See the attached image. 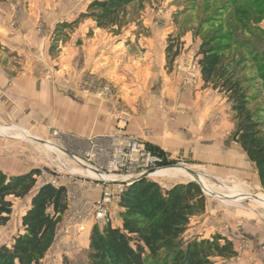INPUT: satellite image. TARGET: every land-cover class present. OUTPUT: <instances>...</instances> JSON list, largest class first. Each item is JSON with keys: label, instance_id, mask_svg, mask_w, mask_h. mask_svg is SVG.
<instances>
[{"label": "rangeland", "instance_id": "374dc122", "mask_svg": "<svg viewBox=\"0 0 264 264\" xmlns=\"http://www.w3.org/2000/svg\"><path fill=\"white\" fill-rule=\"evenodd\" d=\"M32 1L35 0H0V27L10 25L14 28L13 33L18 31L16 29L22 23H36L37 27L42 24L46 28V19L50 18V14L46 18L43 11L39 10L40 5L35 6L38 9L36 15H26ZM46 1H55L52 6L60 14L58 17L64 16V19L59 18L50 32L42 31L43 35H48L46 45L44 41H32L25 45L20 41L8 40L7 43L0 39V67L6 75H30L63 86L75 81V86L86 96L109 103L87 91L85 78L94 75L101 86H109L112 96L129 106L127 108L133 119L127 125L133 128H137L135 122L143 125L141 130H137L136 136H140L160 155V167L186 165L190 170L205 175L209 182L218 187L223 186L224 191H227L225 187H232L235 183L248 184L246 190L249 198L240 202L241 207L225 205L221 199L201 189L206 198L205 211L191 219L182 241L185 244L196 238L209 239L220 234L233 242L237 256L215 257L212 258L213 264H264V218L258 215L259 209L251 202L257 193L264 195V190L254 164L231 137L235 122L229 103L217 90L203 86L197 63L200 57L197 51L203 35L221 36L226 48L223 63L247 81L246 86L251 95L250 108L262 121L264 132V0H135L120 13L118 24L107 28H97L89 17L88 5L93 0ZM43 8L50 10L48 8L51 6ZM63 23L72 25L60 31L59 36L55 28ZM92 29H100L109 40L122 43L121 46L133 36L134 42L128 43L125 49L135 57L145 54L146 68L150 66L148 63L154 62L150 78L144 77L145 81L135 80L132 83L131 71L122 64L108 61L111 57L106 53L109 52L108 48L100 51L96 47L88 52L87 39L92 35ZM11 33L7 32L5 36ZM72 37L81 38L82 42L78 45L77 42L69 41ZM55 39H58L56 47L50 52ZM65 41L71 43L66 46ZM170 44L172 50L179 49V54L174 59L173 70L168 72L165 68V49ZM64 47L80 49L86 55V67L75 79L60 72L57 57ZM103 61L111 62L108 69L117 73L113 79L108 76L107 70L99 69V63ZM135 65L131 62V66L138 68ZM0 97V127L17 128L28 133L30 139L27 141L0 135V170L8 175H17L38 169L37 185L51 183L64 186L69 193V209L62 215L54 242L39 264H85L87 233L94 225L102 228L107 224L97 222V211L93 204L102 195V180L108 178L97 171V177L82 172L83 167H91L85 156L90 145L83 139L102 135L74 138L78 141L70 142L67 154H48L41 144L48 142L64 147L51 136V132L57 129L35 123L18 124L9 110L7 97ZM164 129L168 135L164 134ZM115 130L111 134H116L118 127ZM177 139L181 140L179 143L183 140L184 149L175 147ZM210 142L220 145H211ZM117 178L123 180V176ZM148 179L157 182L162 188L193 180L185 177L157 180L150 175ZM31 195L12 199V213L8 222L0 227L1 244L10 246L13 237L21 232V217L30 205ZM235 199L229 198L231 201ZM109 210V223L119 225L118 203L112 202Z\"/></svg>", "mask_w": 264, "mask_h": 264}, {"label": "trees", "instance_id": "16d2710c", "mask_svg": "<svg viewBox=\"0 0 264 264\" xmlns=\"http://www.w3.org/2000/svg\"><path fill=\"white\" fill-rule=\"evenodd\" d=\"M135 0H93L89 17L97 28L113 27L119 15ZM56 26L55 33L71 27ZM58 36V39H59ZM58 39L50 46L56 47ZM217 35H203L197 55L203 86L224 95L235 122L232 139L254 164L264 190L263 123L250 108L247 81L223 63L225 46ZM166 47L168 72L173 70L179 49ZM38 169L8 175L0 170V227L12 213L15 198L30 197V205L21 217V232L10 246L0 243V264H39L54 242L56 229L68 209V192L51 183L37 185ZM206 198L195 182L177 183L162 188L148 178L125 185L118 201L120 224L94 225L89 233L85 264H213L212 258L237 256L233 242L220 234L209 239L182 241L191 219L204 213Z\"/></svg>", "mask_w": 264, "mask_h": 264}, {"label": "crops", "instance_id": "0c3cea01", "mask_svg": "<svg viewBox=\"0 0 264 264\" xmlns=\"http://www.w3.org/2000/svg\"><path fill=\"white\" fill-rule=\"evenodd\" d=\"M44 1L45 0L32 1L30 8L26 11V15H36L38 9L35 6L40 5L41 7L39 10L43 11L46 18L47 15L50 14V18L46 19L48 22L46 28H44L42 24H38L37 27L36 23H22L19 29H16L18 31L13 33L14 28L10 25H8V27L4 25L0 27V39L4 42L6 40L7 43H9V41H20L24 42L25 45L27 43L30 44L32 41L34 43H37V41L38 43L44 41L46 45L48 35H45V33L43 35L42 31L45 30L46 32H50L57 20L59 18L64 19V16L58 17L60 14L57 13L55 7L52 6L55 1ZM44 6H51V8L47 10V8H43ZM74 30L77 29L74 28ZM7 32H12V35L5 36ZM92 32V35L87 39L88 52H92L96 47L100 48V51L108 48L109 52L106 53L111 56L108 61H115L114 63L122 64L131 71L132 77L130 76V79L132 83L135 82V80L141 81L143 79L145 81L146 78L144 77L149 76L150 78L152 71H154V62L148 63V65L152 66L151 69L150 66L146 68L144 60L146 58L145 54L142 53V55H138L136 53L137 55L135 57V55L128 54L127 49H125L128 43L134 42L133 36L125 40L126 42L124 41V44L121 46L120 44L122 43L118 44L114 43L115 40H109L106 34L103 35L100 32V29H92ZM68 40L82 42L81 38L77 37H72ZM129 40H132V42H129ZM69 41H65L64 45L67 46L70 44L71 42L69 43ZM57 58L61 70L60 72L72 76L73 79H75L80 71L85 69L87 64L86 55L82 54V50H74L71 47L62 48ZM108 61L100 62L101 68L99 69L107 70L108 76L113 79V76H116L117 73H113V69H108V67L112 65L110 64L111 62ZM131 62L136 63L135 66L138 65V68L131 66ZM148 72L149 74H147ZM0 95L7 97L9 110L18 124L30 125L35 123L43 126L46 125L47 128L74 134L79 138H85L91 135L111 134L117 131L115 130L118 126L117 121L115 118L111 117L108 112L109 103L99 102L94 97L86 96L75 86V81L69 86H63L62 84L52 83L30 75H16L11 77L6 75L0 67ZM125 105L128 106L127 104ZM136 125L137 128L126 125L122 133L128 136H136L137 130H141L143 127L139 122H135V126ZM128 126L130 129H128ZM166 132L165 130L164 134L168 135L169 133ZM136 137L141 138L140 136ZM163 139L165 140L166 137H163ZM180 141L181 140L178 139L176 140L175 147L179 146L178 148L184 149L185 143L183 140L179 143ZM214 143L219 144L217 142H212L211 145H215ZM163 144L164 143H162V145ZM172 147L175 148L174 146ZM88 237L89 232L86 235L87 241Z\"/></svg>", "mask_w": 264, "mask_h": 264}, {"label": "built area", "instance_id": "2783aa9c", "mask_svg": "<svg viewBox=\"0 0 264 264\" xmlns=\"http://www.w3.org/2000/svg\"><path fill=\"white\" fill-rule=\"evenodd\" d=\"M85 79L84 82L89 93L109 102L108 112L116 119L119 130L116 134H105L83 139L90 145V149L85 152L89 165L99 173L126 178L122 181L102 180V195L93 204V207L97 211L95 213L97 222L109 223V208L112 202L118 203L120 191L122 192L123 187L136 176L145 173L149 175V172L162 168L160 167L162 160L160 155L144 140L122 133L126 125L133 119V116L125 104L112 96L109 86H101L94 75ZM51 136L64 146H59L64 154H67L70 142L76 143L78 141L74 140V138L77 139L76 136L58 130H53Z\"/></svg>", "mask_w": 264, "mask_h": 264}, {"label": "bare ground", "instance_id": "6f19581e", "mask_svg": "<svg viewBox=\"0 0 264 264\" xmlns=\"http://www.w3.org/2000/svg\"><path fill=\"white\" fill-rule=\"evenodd\" d=\"M0 135L9 137V138H20V139H24L27 141L30 140L28 133L22 132L21 130L17 128H12L10 126H1ZM41 146L48 154H59V155L63 154V152L61 151V148L54 144H50L47 142V143L41 144ZM81 166H84V165L81 164ZM91 167H83L82 172L88 176L97 177L98 176L97 172H95L96 169H94L93 167L92 169ZM105 175H106L105 177L108 178V179H103L105 181H122V180H118V178L114 175H108V174H105ZM149 175L150 177L155 178L157 180L165 178V177H171V178H184L185 177V178L193 179L197 181L201 186L203 184L202 186L203 190L208 195L214 196L215 198L218 197L219 199L222 200V203H224L225 205L235 204L237 206H240V202H242V200L249 198L248 197L249 194L247 192L248 190H246V187H248V184L235 183L231 185L232 187L224 186L227 189V191H224L223 186L218 187L214 183L209 182L205 175H203L200 172L196 173L193 170H190L189 168L186 167V165L184 166V165L178 164L175 167L156 169V170L149 172ZM122 179L124 180L126 178L123 177ZM234 197H236L234 201L229 200V198H234ZM251 202L257 209H259L258 215L264 218V195L261 193H257L256 197L251 198Z\"/></svg>", "mask_w": 264, "mask_h": 264}, {"label": "water", "instance_id": "95a60500", "mask_svg": "<svg viewBox=\"0 0 264 264\" xmlns=\"http://www.w3.org/2000/svg\"><path fill=\"white\" fill-rule=\"evenodd\" d=\"M81 42L80 41H78L77 42V44L79 45ZM149 177V175L147 174V173H145V174H141V175H139V176H136V177H134L133 179H131L130 181H129V183H131L132 181H134V180H137V179H142V178H148ZM188 182H195V183H197L198 185H200L197 181H195V180H189ZM200 187H201V189L203 190V187L200 185ZM204 191V190H203Z\"/></svg>", "mask_w": 264, "mask_h": 264}]
</instances>
